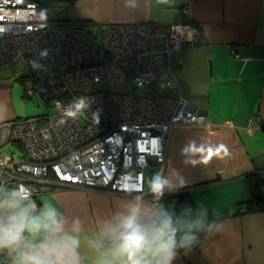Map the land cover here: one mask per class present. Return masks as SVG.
Returning <instances> with one entry per match:
<instances>
[{
	"label": "built area",
	"instance_id": "1",
	"mask_svg": "<svg viewBox=\"0 0 264 264\" xmlns=\"http://www.w3.org/2000/svg\"><path fill=\"white\" fill-rule=\"evenodd\" d=\"M64 11L39 0H0V67L24 62L26 91L56 110L0 124V186L23 183L34 199L50 182L124 195L126 176L142 183L147 171L163 167L175 127H214L169 93L177 83L171 58L191 39L184 27L158 24L109 25L94 36L71 28ZM131 85L149 91L133 96ZM75 97H87L89 110L60 125L63 106ZM254 126L264 132V119Z\"/></svg>",
	"mask_w": 264,
	"mask_h": 264
},
{
	"label": "crops",
	"instance_id": "2",
	"mask_svg": "<svg viewBox=\"0 0 264 264\" xmlns=\"http://www.w3.org/2000/svg\"><path fill=\"white\" fill-rule=\"evenodd\" d=\"M41 1L63 2V20L97 32L109 25L184 27L191 43L171 58L177 83L169 93L182 96L189 109L207 116L214 127L185 125L171 132L163 166L170 162L188 184L166 193L163 202L175 203L177 209L200 203L218 208L227 230L202 237L190 252L181 251L174 264H264V207L248 204V177L258 174L264 181V132L254 126L264 119V0H137L136 8L126 7L124 0H76L69 6L64 1L71 0ZM14 82H0V124L18 118ZM189 141L224 148L200 153L206 163L185 166L180 151ZM40 192L37 202L41 196L54 197L64 215L79 216L88 231L126 199L51 182L43 183Z\"/></svg>",
	"mask_w": 264,
	"mask_h": 264
},
{
	"label": "clouds",
	"instance_id": "3",
	"mask_svg": "<svg viewBox=\"0 0 264 264\" xmlns=\"http://www.w3.org/2000/svg\"><path fill=\"white\" fill-rule=\"evenodd\" d=\"M124 3L137 7V0ZM55 104L63 106L61 101ZM89 107L87 97L73 98L63 106L58 123L75 120ZM219 148L224 146L189 141L180 155L185 166L196 167L207 162L200 153L211 154ZM158 160L163 164L162 158ZM187 184L170 162L142 183L126 176L120 187L126 199L110 216L98 220L92 231L85 229L79 216L64 215L52 196H41L37 202L23 183L0 186V264H174L181 251L190 252L202 237L227 230L218 208L200 203L177 209L175 203L163 202L166 193Z\"/></svg>",
	"mask_w": 264,
	"mask_h": 264
},
{
	"label": "rangeland",
	"instance_id": "4",
	"mask_svg": "<svg viewBox=\"0 0 264 264\" xmlns=\"http://www.w3.org/2000/svg\"><path fill=\"white\" fill-rule=\"evenodd\" d=\"M51 16L54 17V13L51 12ZM87 32L91 33L94 36H97L98 32L95 28L87 29ZM24 62L21 63H14L13 65L1 66L0 67V82H7V81H15L21 74H26ZM13 92H14V101H15V108L17 110V116L20 119H27L28 117H36L40 115H47L52 114L53 109L47 106L44 98L42 95H32L31 97L27 96V91L25 85L21 84L20 82L16 81L13 83ZM132 95L133 96H142L148 93L147 89H139L131 85ZM169 92V91H166ZM16 118V119H18ZM197 128L199 126H196ZM203 127V126H202ZM205 128V127H204ZM213 131V128L211 129ZM171 134V133H170ZM8 150H13V147H8ZM16 153L19 150L15 149ZM156 170L158 169H151V171H147V178H149Z\"/></svg>",
	"mask_w": 264,
	"mask_h": 264
},
{
	"label": "trees",
	"instance_id": "5",
	"mask_svg": "<svg viewBox=\"0 0 264 264\" xmlns=\"http://www.w3.org/2000/svg\"><path fill=\"white\" fill-rule=\"evenodd\" d=\"M39 1H41V0H39ZM75 1L76 0L64 1V2L67 3L68 6H69L72 3H74ZM41 2L44 3L45 5H47V4L59 5V4L63 3V2L54 3V2H48V1L47 2L41 1ZM82 25H87V22L82 24ZM72 27L78 28V27H82V26H81V24L75 22V24H71V28ZM87 28H89V27H85L84 26V27H82L80 29H82V30L86 29L87 30ZM100 34H102V32ZM26 79H27V77L21 74L20 77L16 78L15 81H18L21 84L25 85L26 84L25 83ZM27 96L31 97L32 95H29L28 92H27ZM45 102H46L47 106H49V108L53 109L52 114L40 115V116L28 117V118L47 117V116H52L53 114H55L56 110H55L54 104L52 102H50V101H45ZM18 119H20V118H18ZM248 182H249L250 190H251V193H252V199L250 200V202H248V204H251L253 207L255 205L256 208L262 209V207H264V193H262V188H263V184H264L263 179L258 174H252V176L248 177Z\"/></svg>",
	"mask_w": 264,
	"mask_h": 264
}]
</instances>
